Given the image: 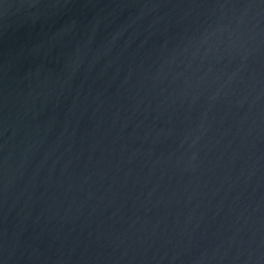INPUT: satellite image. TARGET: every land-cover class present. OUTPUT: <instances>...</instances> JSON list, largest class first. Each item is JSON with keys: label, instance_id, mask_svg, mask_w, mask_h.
Here are the masks:
<instances>
[{"label": "water", "instance_id": "obj_1", "mask_svg": "<svg viewBox=\"0 0 264 264\" xmlns=\"http://www.w3.org/2000/svg\"><path fill=\"white\" fill-rule=\"evenodd\" d=\"M0 264H264V0H0Z\"/></svg>", "mask_w": 264, "mask_h": 264}]
</instances>
